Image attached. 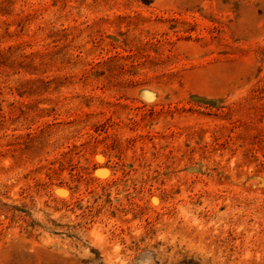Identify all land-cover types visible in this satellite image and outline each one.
Masks as SVG:
<instances>
[{
	"label": "rangeland",
	"instance_id": "1",
	"mask_svg": "<svg viewBox=\"0 0 264 264\" xmlns=\"http://www.w3.org/2000/svg\"><path fill=\"white\" fill-rule=\"evenodd\" d=\"M0 264H264V0H0Z\"/></svg>",
	"mask_w": 264,
	"mask_h": 264
}]
</instances>
